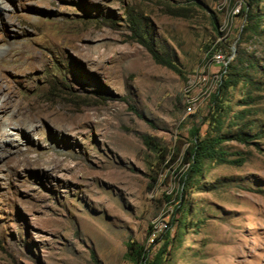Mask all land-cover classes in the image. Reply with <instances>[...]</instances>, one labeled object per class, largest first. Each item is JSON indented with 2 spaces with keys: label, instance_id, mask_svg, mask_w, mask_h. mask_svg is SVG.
<instances>
[{
  "label": "rangeland",
  "instance_id": "rangeland-1",
  "mask_svg": "<svg viewBox=\"0 0 264 264\" xmlns=\"http://www.w3.org/2000/svg\"><path fill=\"white\" fill-rule=\"evenodd\" d=\"M192 128L251 138L183 189ZM167 229L163 264H264V0H0V264H135Z\"/></svg>",
  "mask_w": 264,
  "mask_h": 264
},
{
  "label": "trees",
  "instance_id": "trees-1",
  "mask_svg": "<svg viewBox=\"0 0 264 264\" xmlns=\"http://www.w3.org/2000/svg\"><path fill=\"white\" fill-rule=\"evenodd\" d=\"M215 29L217 28L215 27ZM136 40L139 44L146 48L155 62L176 71V67L169 61L163 59L155 50L153 44L148 39H146V37L141 36V34L139 33L136 35ZM231 69L232 65L229 63L226 66V72L230 71ZM228 75L230 74H227L226 77L222 76V81L214 95L213 105L216 107V111L218 110L216 112V115L220 110H222V107L218 105V97L226 93L231 86H234L239 82L234 75ZM214 119L216 128L220 130V118L216 119L215 117ZM189 135L190 145L184 152V161L188 164V168L187 171L180 176V182L183 189L189 185V182L195 176L201 173L204 160L211 159L221 163L236 162L228 161L226 159L227 154L221 148V145L224 142L229 140H236L241 143H248L251 138V135L245 133H239L234 136L230 135L226 137L221 135L219 131L213 136L208 134L200 136L199 130L197 128H192L189 131ZM142 141L147 147L156 151L164 152V157L169 155L168 151L165 148H160L159 146H157L150 137L143 136ZM158 243H160L159 247L155 252L152 253L151 247H155V245ZM170 244V229H167L160 238L155 239L154 242L150 244V247H146L145 245L139 244L135 241H128L126 243V254L127 257L131 259L135 264H163L164 256L168 251V247L170 246Z\"/></svg>",
  "mask_w": 264,
  "mask_h": 264
},
{
  "label": "built area",
  "instance_id": "built-area-1",
  "mask_svg": "<svg viewBox=\"0 0 264 264\" xmlns=\"http://www.w3.org/2000/svg\"><path fill=\"white\" fill-rule=\"evenodd\" d=\"M229 57H230V55H228V57H225L226 58V64H227V62H228V60H229ZM217 62V61H216ZM216 64V63H215ZM225 70V69H224ZM222 75H223V71L220 73V74H217V76H216V81H222ZM158 232V231H157ZM157 232H153V236L155 237L156 236V234H157ZM153 240H155V239H153ZM153 243V242H152Z\"/></svg>",
  "mask_w": 264,
  "mask_h": 264
}]
</instances>
